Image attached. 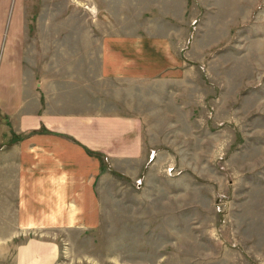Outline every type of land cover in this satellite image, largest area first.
Segmentation results:
<instances>
[{
	"label": "rangeland",
	"instance_id": "1",
	"mask_svg": "<svg viewBox=\"0 0 264 264\" xmlns=\"http://www.w3.org/2000/svg\"><path fill=\"white\" fill-rule=\"evenodd\" d=\"M21 3L44 73L77 63L85 24L143 47L145 78L103 92L142 121L153 157L139 188L103 177L96 228L53 232L59 263L264 264V0Z\"/></svg>",
	"mask_w": 264,
	"mask_h": 264
},
{
	"label": "crops",
	"instance_id": "2",
	"mask_svg": "<svg viewBox=\"0 0 264 264\" xmlns=\"http://www.w3.org/2000/svg\"><path fill=\"white\" fill-rule=\"evenodd\" d=\"M91 28L78 64L44 73L28 63L21 0H0V264H61L53 232L96 228L103 177L138 180L151 160L142 121L103 92L145 78L134 68L140 40Z\"/></svg>",
	"mask_w": 264,
	"mask_h": 264
},
{
	"label": "built area",
	"instance_id": "3",
	"mask_svg": "<svg viewBox=\"0 0 264 264\" xmlns=\"http://www.w3.org/2000/svg\"><path fill=\"white\" fill-rule=\"evenodd\" d=\"M150 157L152 158L153 157V154H151ZM141 184L142 183H141V180L140 179L136 180V182H135L136 187L139 188L141 186Z\"/></svg>",
	"mask_w": 264,
	"mask_h": 264
}]
</instances>
